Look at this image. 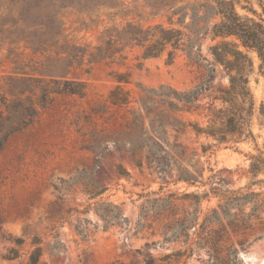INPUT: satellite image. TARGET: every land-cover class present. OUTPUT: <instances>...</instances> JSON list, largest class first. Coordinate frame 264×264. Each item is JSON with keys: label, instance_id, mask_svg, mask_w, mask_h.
<instances>
[{"label": "rangeland", "instance_id": "1", "mask_svg": "<svg viewBox=\"0 0 264 264\" xmlns=\"http://www.w3.org/2000/svg\"><path fill=\"white\" fill-rule=\"evenodd\" d=\"M238 1L241 14H250L241 4L263 11L259 0ZM169 5L170 0H0V82L15 71L40 75L47 72V67L54 69V64L60 67L59 73L65 72L71 61L68 76L87 83L84 97L56 96L33 125L13 134L0 151V264H26L29 242L35 235L45 242L42 264H148L151 260L154 264L212 263L209 249L197 248L189 256L185 236L165 239L166 226L175 223L168 213L152 217L143 229L136 230L140 214L150 206H143L145 197L139 194L174 193L171 199L183 214L189 207L183 194L198 189L170 178L166 183L146 163L138 166L141 157H134L121 139L133 118L129 110L139 108L135 100L144 88L165 84L187 89L199 74L183 51L178 50L172 62L170 46L159 56L144 57V48L124 35L129 24L144 29L157 24L170 26ZM108 41H113L117 51L113 55L99 51L108 46ZM209 43L205 42L204 52ZM252 56L257 66L256 55ZM117 72L130 75L126 89L133 101L129 107L108 102L109 92L117 84ZM222 81L227 83L226 78ZM251 86L259 107L264 101V79L257 70ZM180 115L187 121H204L198 114ZM263 119L257 112L253 121L255 139L238 143H218L197 135L191 126L179 130L169 126L168 134L185 144L189 152L212 144L205 155L195 158L206 168L205 177L211 174L209 167L216 171L231 169V187L238 188L253 179L249 155L257 152V146L264 148ZM119 165L129 175H121ZM259 187L254 186L256 191ZM101 189L104 192L96 200L120 204L131 220L127 228H95L101 220L85 208L95 201L91 199L93 192ZM218 202V197L211 196L196 205L200 207V222ZM251 208L252 204L247 205L245 212ZM80 222H92L86 237L75 229ZM249 223L246 230L233 232L228 227L223 234L221 256H228L229 247L239 249L235 258L230 257L231 264H264V211ZM4 234L26 240L20 257L3 258L11 246Z\"/></svg>", "mask_w": 264, "mask_h": 264}, {"label": "trees", "instance_id": "2", "mask_svg": "<svg viewBox=\"0 0 264 264\" xmlns=\"http://www.w3.org/2000/svg\"><path fill=\"white\" fill-rule=\"evenodd\" d=\"M259 1L263 7V1ZM238 3V0H170V26L157 24L144 29L129 24L124 30L126 37L144 48V57L159 56L170 46V62L181 50L199 72L196 82L187 89L180 90L165 84L144 88V93L135 100L139 108L129 110L133 118L121 139L134 157H141L137 160L138 166L146 163L166 183L170 178L175 183L185 182L198 187L183 194L182 198L189 201V207L183 214L178 212L175 200L171 199L174 193L171 196H162L159 192L139 194L140 198L145 197L143 206L146 203L150 206L140 214L136 230L143 229L152 217L168 213L175 223L166 226L165 239L185 236L189 241V256L194 255L197 248L209 249L211 264H231L239 249L232 245L228 256H221L223 234L228 232V227L233 232L250 228L249 222L259 218L264 211V190H261L264 178H259L264 174V148L257 146V152L249 155V172L253 179L243 187L233 188L231 169L216 171L209 167L211 174L206 178V168L195 160L198 154L205 155L212 144L189 152V148L177 138H169L168 127L179 130L191 126L197 135H206L218 143L255 139L253 121L257 112L264 118V101L257 107L251 80L256 70L264 79V7L259 13L252 5L241 4L250 12L241 14L237 10ZM207 40L210 43L204 52ZM107 45L99 51L105 50L111 55L117 52L113 41H108ZM252 54L256 55L257 66ZM70 66L71 61L67 70L59 73L60 67L54 64V69L47 67V72L40 75L15 71L0 82V151L13 134L33 125L40 112L50 106L56 96L86 95L87 83L69 77ZM115 77L117 84L110 90L108 102L118 107H129L133 101L130 90L126 89L130 75L117 72ZM224 78L227 79L225 84ZM182 113L198 114L204 121H187L180 115ZM261 124H264V119ZM118 171L121 175H129L122 165L118 166ZM255 185H260L258 191ZM201 187L206 188L199 191ZM103 192L102 189L93 192L91 199L95 201L85 208V212L93 211L101 220L94 224L95 228H127L131 220L120 204L96 200ZM151 194L157 196L151 198ZM211 196L218 197L219 202L200 222V207L196 205ZM249 204L252 208L246 213L245 208ZM89 224L92 222H80L75 228L77 233L86 237L90 231ZM4 238L10 241L11 246L3 258L13 260L20 257L26 240L10 234H4ZM44 243L38 235L30 239L26 264L44 263ZM154 263V260L148 261V264Z\"/></svg>", "mask_w": 264, "mask_h": 264}]
</instances>
